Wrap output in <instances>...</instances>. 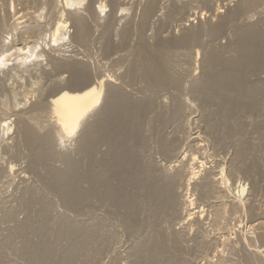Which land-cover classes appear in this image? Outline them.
<instances>
[{
  "label": "rangeland",
  "instance_id": "374dc122",
  "mask_svg": "<svg viewBox=\"0 0 264 264\" xmlns=\"http://www.w3.org/2000/svg\"><path fill=\"white\" fill-rule=\"evenodd\" d=\"M244 1L0 0V264H264V0ZM101 80L59 136L51 99Z\"/></svg>",
  "mask_w": 264,
  "mask_h": 264
},
{
  "label": "bare ground",
  "instance_id": "6f19581e",
  "mask_svg": "<svg viewBox=\"0 0 264 264\" xmlns=\"http://www.w3.org/2000/svg\"><path fill=\"white\" fill-rule=\"evenodd\" d=\"M55 1V0H54ZM63 1V0H62ZM84 1V2H83ZM151 1V0H150ZM153 1V0H152ZM244 1V0H243ZM248 3H249V6L248 8H254V7H258L260 4V1L258 2V0H247ZM146 2V1H145ZM246 3V0L244 1ZM64 3V2H63ZM65 3L67 6H70V4H78V5H83L85 3V0H65ZM259 4V5H257ZM148 5H149V2H148ZM152 5V4H150ZM55 6V5H54ZM75 6V5H74ZM150 7V6H149ZM152 7V6H151ZM150 7V8H151ZM65 8V7H64ZM81 8V7H80ZM257 9V8H256ZM153 10V9H152ZM62 11V10H61ZM250 12V11H249ZM67 13V12H66ZM70 13V12H69ZM150 16V15H149ZM53 17V16H52ZM68 17V16H67ZM148 17V16H147ZM19 19V18H18ZM61 19V18H60ZM70 19V18H69ZM77 20V18H76ZM20 22V21H19ZM18 22V23H19ZM65 22V21H64ZM68 22V21H67ZM71 22V21H70ZM78 22V20H77ZM57 23V22H56ZM20 24V23H19ZM78 24H80L78 22ZM77 24V25H78ZM71 25V24H70ZM142 25V24H141ZM64 27L63 25V22H58L57 23V26H56V33L58 31H60L62 28ZM80 27V26H79ZM78 27V28H79ZM82 27V26H81ZM208 29V28H207ZM79 30V29H78ZM81 31V30H80ZM83 31V30H82ZM81 31V32H82ZM140 31V30H139ZM62 32V31H61ZM249 32V31H247ZM55 31H54V35H56ZM141 34V33H140ZM245 34V33H243ZM253 34V33H251ZM250 33H247V37H251L253 36V38H257V36H254V35H251ZM13 35V34H12ZM251 35V36H250ZM78 36V35H77ZM83 36V35H82ZM246 36V35H245ZM252 38V39H253ZM48 39V38H47ZM69 39V38H68ZM82 39V38H81ZM250 39V38H248ZM251 39V41H252ZM67 43V42H66ZM87 44V43H86ZM85 44V45H86ZM8 45V44H7ZM53 45V44H52ZM62 45V44H61ZM4 46V45H3ZM151 46V45H150ZM10 47V46H9ZM88 47V46H87ZM86 47V49H87ZM152 47V46H151ZM51 48V46H50ZM49 48V49H50ZM54 49V48H52ZM144 49V48H142ZM141 49V50H142ZM161 49V48H160ZM68 50V49H67ZM159 51V49H157ZM64 51V50H63ZM145 52V50H143ZM152 51V49H151ZM150 51V52H151ZM155 51V50H154ZM156 51L157 53L160 54V52L162 51V49L158 52ZM152 53V52H151ZM155 54L153 53L154 55H158V54ZM48 54V53H47ZM56 54V53H55ZM164 54V53H163ZM48 56V55H47ZM162 56H165V55H162ZM161 54L160 56H157V57H162ZM144 58V57H143ZM163 58V57H162ZM166 57H164V61H167L165 59ZM93 59V58H92ZM44 61V60H43ZM98 61V60H97ZM47 62V61H46ZM92 62V61H91ZM169 62V61H168ZM95 63V62H94ZM167 63V62H166ZM2 67V66H1ZM97 67V66H96ZM30 68V67H29ZM103 68V67H102ZM101 68V69H102ZM25 70V69H24ZM42 70V69H41ZM99 70V69H98ZM98 70L96 72H98ZM102 71V70H101ZM20 72V71H19ZM107 74V73H106ZM79 76V75H78ZM114 76V75H113ZM33 77V76H32ZM85 77V76H83ZM110 79V77H109ZM108 79V80H109ZM100 80V79H99ZM106 80V81H108ZM78 81V80H77ZM82 81V79H81ZM103 81L104 80H101V82L97 83V84H87V85H83L84 87L82 88H76V89H62L56 96H54L51 100L52 103H49L51 104L50 108V115H51V118L52 120H54V123L58 129V134L59 136L61 135L62 138H69L71 137L72 134L75 133V130L76 128L78 127V125L81 123V119L86 115V113H88V111H90L91 109H93L94 107L97 106V104H99V101H100V96H101V93H102V90H103ZM111 81V80H109ZM85 82V81H84ZM86 83V82H85ZM84 83V84H85ZM105 83V81H104ZM107 83V82H106ZM83 84V83H82ZM106 85V84H105ZM75 88V87H74ZM107 88V87H106ZM103 94V93H102ZM102 97V96H101ZM25 101V100H24ZM25 107V106H24ZM26 108V107H25ZM20 110V109H19ZM20 113V112H19ZM18 113V115H19ZM32 113V112H31ZM5 114H8L5 113ZM4 114V115H5ZM37 114V113H36ZM28 115V114H27ZM38 115V114H37ZM29 116V115H28ZM10 117V116H8ZM22 117H23V114H22ZM27 117V116H25ZM33 117V116H32ZM47 117V116H45ZM9 119V118H8ZM26 119V118H25ZM39 119V117H38ZM47 119V118H46ZM33 120V118H32ZM6 121V120H5ZM8 122V121H7ZM5 122V123H7ZM36 122V120H35ZM39 122V121H38ZM32 123V122H31ZM40 123V122H39ZM34 124V123H33ZM41 124V123H40ZM39 124V125H40ZM5 126V125H4ZM9 125H7V130L9 129L8 127ZM11 126V125H10ZM11 129V128H10ZM9 129V130H10ZM8 130V131H9ZM196 137V136H195ZM50 141V139H49ZM51 141H52V138H51ZM201 156V155H200ZM64 161H68V158L64 155L61 156ZM183 158V157H182ZM185 158H183L182 160L184 161ZM182 160H179L181 162H183ZM192 163H190V167L188 168V171L186 173V175L188 176V180H187V184L191 185L193 184V182H195V180H197V177L199 176L200 173H202V169L204 166V162L201 160V158L197 155V154H194L192 153ZM221 173L220 175L224 172V169L220 170ZM222 176V175H221ZM226 176V175H225ZM223 179H225V177L223 178V176L218 180L219 182L223 183ZM228 178H226L225 180H227ZM224 180V181H225ZM228 182V180H227ZM197 186H200L198 185L199 183L198 182H195ZM225 183V182H224ZM227 185V184H226ZM242 188L239 189V192H241V194L245 191V187L242 185L241 186ZM193 196V195H192ZM237 196V195H236ZM235 196V197H236ZM241 197V196H240ZM188 199H186V202H188L187 204V207H186V210H185V213H186V216L184 217L185 219L189 220L190 219H194V216L195 214L197 213V211H195L191 206H194V200L192 199L191 195L189 194V196H187ZM238 198V196H237ZM194 210V211H193ZM201 212V211H200ZM197 215V214H196ZM198 216V215H197Z\"/></svg>",
  "mask_w": 264,
  "mask_h": 264
}]
</instances>
